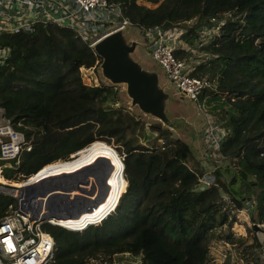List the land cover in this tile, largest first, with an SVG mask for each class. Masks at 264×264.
<instances>
[{
  "label": "trees",
  "instance_id": "obj_1",
  "mask_svg": "<svg viewBox=\"0 0 264 264\" xmlns=\"http://www.w3.org/2000/svg\"><path fill=\"white\" fill-rule=\"evenodd\" d=\"M111 1L142 29L195 18L191 38L198 27L211 25L210 18L229 13L205 42L209 58L190 72L214 82L200 97L228 95L221 101L228 109L220 115L225 134L218 153L229 167L213 162V183L198 187L197 178L206 172L201 158L160 125L118 107L115 87L84 83L78 68L97 57L70 29L46 23L0 33V46L8 49L0 64V108L29 146L16 165L1 169V180L23 182L36 172L70 170L76 166L63 161L101 149L97 141L111 144L120 160L114 152L108 156L115 170L106 202L80 222L60 221L76 228L88 221L84 227L41 222L53 239V264H87L90 256L116 252L140 255L137 264H264V0ZM236 15L239 20H232ZM145 127L155 135L145 137ZM9 205L15 197L0 193V217ZM244 207H250L247 235H236L231 224ZM218 245L227 246L220 263L214 259Z\"/></svg>",
  "mask_w": 264,
  "mask_h": 264
},
{
  "label": "built area",
  "instance_id": "obj_2",
  "mask_svg": "<svg viewBox=\"0 0 264 264\" xmlns=\"http://www.w3.org/2000/svg\"><path fill=\"white\" fill-rule=\"evenodd\" d=\"M225 14L227 13L222 15ZM126 22L130 23L122 16L119 6L111 0H0V33L29 31L35 24L51 23L70 29L78 40L91 47L101 37L120 28ZM181 30L179 28L180 32ZM142 33L144 49L163 67L166 79L185 97L194 101L202 112L204 120L202 145L204 142L209 145L207 150L212 148L218 153L225 131L217 121L208 120L211 116L203 115L206 97H200L202 90L213 87L212 82L191 76L190 72L193 69L191 60L174 54L179 34L175 27L151 26L143 28ZM7 55L8 49L0 46V64ZM94 67L95 64L90 67L80 66L78 70L81 78L94 75ZM86 84L93 83H88L86 80ZM209 132H214L215 136L212 137ZM23 149H29L23 133L14 129L0 111V161H2L0 166L9 168L16 165ZM204 153L206 157H211L208 153ZM213 180L211 173H203L197 178L198 187L209 186ZM37 200L32 208V204L21 203L15 198V205H9L0 217V264L54 263L52 236L41 227L42 221L53 223L54 220L40 218L45 196ZM249 208L244 207L239 209V212L243 209L248 212ZM126 253L129 252L90 256L86 263L120 264L122 260L115 256Z\"/></svg>",
  "mask_w": 264,
  "mask_h": 264
},
{
  "label": "water",
  "instance_id": "obj_3",
  "mask_svg": "<svg viewBox=\"0 0 264 264\" xmlns=\"http://www.w3.org/2000/svg\"><path fill=\"white\" fill-rule=\"evenodd\" d=\"M132 27H137L142 34L141 27L126 22L91 46L94 55L99 59L94 68L98 83L110 88L121 86V89L115 91L116 100L120 101L118 107L132 112L138 111L144 118L149 119L151 124L160 125L161 129H166L171 136L184 142L194 158L201 157L202 123L191 117L189 109L190 104L195 106L198 116L196 103L185 97L165 78L163 67L157 61L150 56L151 62L142 58L139 48L145 46L144 37L141 43L138 42L131 35ZM168 84L172 88H169ZM119 92L123 96L122 99L119 98ZM187 139L190 143L186 142ZM112 166L110 158L97 157L94 162L82 166L78 171L35 176L36 172L20 185H0V193L14 196L24 204L36 203L37 198L45 196L40 218L52 219L64 227L78 229L88 221L81 222L78 228L65 226L60 221L80 222L86 217V213H94L99 202L108 196L106 179ZM97 167L98 175L95 172ZM121 174L122 166L120 176ZM91 176L97 183L96 192H93V188L86 191L77 184V180L84 182ZM73 191L75 193H72ZM117 199L118 197L116 201Z\"/></svg>",
  "mask_w": 264,
  "mask_h": 264
},
{
  "label": "rangeland",
  "instance_id": "obj_4",
  "mask_svg": "<svg viewBox=\"0 0 264 264\" xmlns=\"http://www.w3.org/2000/svg\"><path fill=\"white\" fill-rule=\"evenodd\" d=\"M138 1L141 2V3H144V1H142V0H138ZM147 5H149V4H147ZM228 16H229V13L225 14V16H223L219 20H216L215 17L210 18L209 22L211 23V25L210 26L204 25V26L198 27V29H195L196 32L194 33V37H192V38H191V35L188 32V30L192 29V26L195 23V18H192V20L190 19L191 21L187 20L189 22L185 21V22H183V24H180V25L174 24V25H172L170 27H166V28L175 27V30L179 32V34H178V44L176 45V50H178V51L185 50V52L187 54L182 56L181 58L190 59L191 63L193 64V67H195L199 63H201L203 61H206L209 58L208 53L203 49V47L206 45L205 42L207 41L209 36L211 37V36H213V35L218 33V29H219L220 25L222 23H224L225 18L228 17ZM239 17H241V16L240 15H236V16L231 17V19L232 20H234V19H238L239 20ZM179 28L182 29L181 30L182 33L179 31ZM130 32H131V35L138 42H140V43L142 42V37H144V36L142 35L143 33L140 34L139 29L137 27H132L130 29ZM184 33L186 34V37L192 39L190 42L184 38V36H183ZM89 48L91 49V47H89ZM139 50H140V54H141L142 58L151 62V59L149 57L150 55L148 54V52L144 48H141V47L139 48ZM98 61H99V59L97 58V60L95 61L96 63H94L95 66H96ZM78 74H79V70H78ZM79 76H80V74H79ZM81 79H83L82 81H84L85 83H86V80H88V83H93V84H90V85H97L98 87L99 86L101 87V85L97 81V77H96L95 71H94V75L82 76ZM95 82H96V84H94ZM212 84L213 85H211V86L214 87V82L213 81H212ZM168 87L172 88V86L170 84H168ZM118 89H121V86H115V91H117ZM119 95H120L119 98L122 99L123 96L120 94V92H119ZM219 96H220L219 99H221V100H208V98L205 99L204 102H206V103H205V105L203 107V109H204L203 110V115L211 116V117L208 118V120L209 121H214V122L217 121L220 124V127H221L224 119L222 117H220V115L223 114L228 109V105L222 103L221 101H224L226 98H228V95L225 92H220ZM186 102H188V101H186ZM118 103H120V101H117L116 105H118ZM194 107L195 106L192 107V105L190 104V108H189L190 109V113H191L190 115H191V117H195L196 120H198L200 123H202V132H201V136H202V133H203V121H204L203 118H202V115H200V114H202V112H200V110L198 109L200 113L198 112V116H197L196 115V110H195ZM0 111H2L1 108H0ZM129 112L135 117V119H140L145 124H149L151 122V121H149V119L144 118L140 113H138V111H134V112L129 111ZM2 114H3V111H2ZM143 131H144L143 134H144L145 137L149 138V137H153L154 136V134H153L154 132L151 131L148 127H145ZM199 133H200V130H199ZM209 133L212 135V137L215 136L214 132H209ZM142 141H143V139H142ZM196 141H198V136L196 138ZM186 142L190 143V140L188 141V139H187ZM97 143L101 144L102 148L101 149L97 148V150L94 153H92V151H91L92 148H93L92 147L90 150H86L84 152L78 153L76 156H73V158L68 160V161H63V165L64 166H67V167L76 166V167L75 168L72 167L73 169H70V170H64V171L62 170L61 172L73 171L74 169H77L78 167L91 162L97 156L106 155V156H111L113 158V155H112L111 152H114L115 155H116L115 158L119 159V156L114 151V147L111 144L107 145L106 143L98 142V141H97ZM207 147H209V145L208 144L206 145L203 142V145H202L203 151H202V156L200 158H201V163H202V165H203V167H204V169L206 171L205 173H207V174L212 173V171L216 168V163L221 168H224V167L228 166L227 159H225V160L222 159L219 156V153L214 151V149H212V148H211V150H207ZM204 152L208 153L211 157H205V153ZM74 153H76V152H74ZM74 153H73V155H74ZM71 156H72V154L69 155V158H71ZM213 162H216V163H213ZM1 163H2V161L0 162V164ZM98 167H100V166L98 165ZM98 167L95 168L96 174L99 172V170H97ZM1 168H2V166H0V169ZM47 175H52V173H48ZM224 177H225V179H227L228 175L225 174ZM91 178L95 182V178L92 177V176H91ZM122 181H123V185H122V189H121L120 193L123 191L124 185H125L123 178H122ZM20 183L21 182H15L13 180H6V179L1 180V177H0V185L1 186H6V185H15L16 186V185H20ZM95 185H96V183H95ZM120 193L118 194V197H119ZM111 209H113V208H111ZM107 213H105V214H107ZM105 214L101 215V216L103 217V216H105ZM247 214L248 213L245 212V209H243V211L238 212L234 216V220H233V222L231 224V228L232 229L234 228L233 230H235V234L236 235H242V236H246L247 235V226L250 224L249 215H247ZM102 217H100L97 221H99ZM97 221H95V222H97ZM53 223H55V220H54ZM257 234L260 237L262 236V232H258ZM262 241H263V246H264V239ZM226 249H227L226 245H224V246L223 245H218L217 246V249L215 250L214 259L218 263H220L224 259V257L226 256V255L224 256V254L226 253ZM228 250H230V252L233 254V246H230V249H228ZM115 257H118L119 259L122 260L120 264H137L138 261L140 260V255H132L130 253L116 255Z\"/></svg>",
  "mask_w": 264,
  "mask_h": 264
},
{
  "label": "bare ground",
  "instance_id": "obj_5",
  "mask_svg": "<svg viewBox=\"0 0 264 264\" xmlns=\"http://www.w3.org/2000/svg\"><path fill=\"white\" fill-rule=\"evenodd\" d=\"M97 157H108V156H106V155H101V156H97ZM97 157H95L91 162H89V163H87V164H90V163L94 162V161L97 159ZM108 158H110V157H108ZM110 159H111V158H110ZM111 161H112V160H111ZM112 163H113V162H112ZM87 164H84V165H82V166L84 167V166H86ZM82 166L78 167L77 169H74L73 172H74V171H78L80 168H82ZM114 170H115V166H114V164H113V166H112L110 172L108 173L107 179H106V180H107V184H108V188H109V193H110V183H109V179H110V177L112 176ZM65 172H66V171H65ZM68 172H71V171H68ZM60 173H61V172H60ZM56 174H57V173H56ZM98 174H99V172L97 173V175H98ZM0 176H1V175H0ZM78 179H79V178H78ZM95 183H96V180H95V182H94V181L92 180L91 177H87V178L84 180V182H82L81 180H77V184L81 185V187H83L86 191L90 190L91 188H93V192L96 191V189H97V183H96V185H95ZM72 193H75V191H73ZM109 193H108V196H109ZM108 196H107V198H108ZM107 198H106V199H107ZM106 199L103 200V201H101V202H99L97 209L94 210V213H86L85 215H88V216H92V215H94L95 212H96V211L98 210V208L100 207V205L106 202ZM33 206H34V203L32 204L31 207L34 208Z\"/></svg>",
  "mask_w": 264,
  "mask_h": 264
},
{
  "label": "clouds",
  "instance_id": "obj_6",
  "mask_svg": "<svg viewBox=\"0 0 264 264\" xmlns=\"http://www.w3.org/2000/svg\"><path fill=\"white\" fill-rule=\"evenodd\" d=\"M83 227H84V226H83ZM83 227H82V228H83ZM66 228H67V227H66ZM69 229H71V228H69ZM80 229H81V228H79V229H77V230H80Z\"/></svg>",
  "mask_w": 264,
  "mask_h": 264
}]
</instances>
